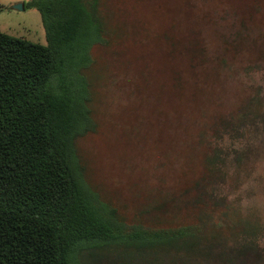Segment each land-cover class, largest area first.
I'll return each mask as SVG.
<instances>
[{"label": "trees", "instance_id": "trees-1", "mask_svg": "<svg viewBox=\"0 0 264 264\" xmlns=\"http://www.w3.org/2000/svg\"><path fill=\"white\" fill-rule=\"evenodd\" d=\"M111 1L24 3L41 14L45 45L0 31V264H95L171 250L201 255L228 225L227 213L216 215L229 208L217 194L227 176L220 144L245 132L258 102L247 96L237 109L206 114L202 98L217 78L209 83L203 74L239 54L264 63V0H133L137 24L121 23L123 11ZM109 2L114 10L105 12ZM191 6L213 23L216 13L232 16L235 35L222 41L229 61L209 57L202 23L188 21ZM126 42L158 54L154 70L168 77L181 108L160 126L167 140L146 148L157 151L161 168L168 165L159 186L143 190L144 213L157 212L155 223L131 219L105 198L87 178L77 144L98 130L89 74L95 51L124 52ZM191 131L196 137L183 139ZM234 153L237 164L246 156ZM239 222L242 229L250 224Z\"/></svg>", "mask_w": 264, "mask_h": 264}, {"label": "rangeland", "instance_id": "rangeland-1", "mask_svg": "<svg viewBox=\"0 0 264 264\" xmlns=\"http://www.w3.org/2000/svg\"><path fill=\"white\" fill-rule=\"evenodd\" d=\"M28 1L0 0V6L4 7L0 12V31L45 45L46 34L39 11L14 8ZM111 2L114 8L123 11L121 23L139 22L133 13V0ZM114 8L109 2L104 11L110 12ZM196 8H187L191 13L188 21L202 23L209 57L215 63L221 59L229 61L228 55L223 54L222 41L235 35L236 23L232 16L226 12L216 13L212 16L213 23L204 16L203 10L199 12ZM184 12V9H178L179 15ZM219 35L220 38H216ZM124 46V52L95 51L97 62L89 74L98 130L96 134L78 140L77 144L87 178L105 198L129 218L155 223L157 212L144 213L147 206L143 190L148 187L152 191L158 187L161 173L168 165L161 168L159 158L152 154L157 151L146 148L167 140L160 126L173 122L181 108L175 95L169 91L168 77L154 70L153 60L158 54L145 45L137 48L126 42ZM255 56L252 55L254 60L250 62L239 54L235 61L227 63V67L223 63L211 66V71L203 74L209 83V76L217 78L211 83L212 90L209 88V94L202 98L206 114L237 109L247 96L257 99L259 109L257 118L248 123L245 132L232 134L233 138L225 136L220 144L228 152L227 176L217 194L226 199L229 208L218 210L216 215H221L223 210L228 214V218L223 219L229 222L226 228L220 229L213 247L208 246L201 255L173 250L125 255L123 259L110 255L99 257L95 264H264V63L255 62ZM184 125L189 126L185 122ZM194 135L191 131L183 139L190 138V141ZM234 152L246 154L241 163L233 160ZM170 192L168 188L164 190V194ZM184 215L185 212L181 213L179 218ZM239 221L250 224H243L242 229Z\"/></svg>", "mask_w": 264, "mask_h": 264}, {"label": "water", "instance_id": "water-1", "mask_svg": "<svg viewBox=\"0 0 264 264\" xmlns=\"http://www.w3.org/2000/svg\"><path fill=\"white\" fill-rule=\"evenodd\" d=\"M14 8L18 10H23L24 7L22 4H20V5H15Z\"/></svg>", "mask_w": 264, "mask_h": 264}]
</instances>
